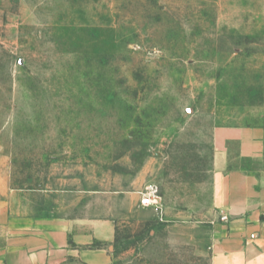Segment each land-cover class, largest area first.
Wrapping results in <instances>:
<instances>
[{"label":"rangeland","instance_id":"rangeland-1","mask_svg":"<svg viewBox=\"0 0 264 264\" xmlns=\"http://www.w3.org/2000/svg\"><path fill=\"white\" fill-rule=\"evenodd\" d=\"M247 128L264 0H0V255L26 193L111 219V264H209L215 136Z\"/></svg>","mask_w":264,"mask_h":264},{"label":"crops","instance_id":"crops-1","mask_svg":"<svg viewBox=\"0 0 264 264\" xmlns=\"http://www.w3.org/2000/svg\"><path fill=\"white\" fill-rule=\"evenodd\" d=\"M263 156L261 130L220 129L216 133L214 217L206 227L203 247L209 264H264V169L257 168ZM235 160L247 161L250 167H235ZM84 195L88 207L90 194ZM45 196L47 201L42 198L37 205L25 193L23 208L9 212L8 243L0 264H64L69 259L111 264L104 248L115 239L113 221L97 222L88 208L79 214L76 204L68 202L72 207L65 209L63 199ZM60 197L64 194L56 196ZM221 216L228 221H221ZM97 243L106 247L97 249Z\"/></svg>","mask_w":264,"mask_h":264},{"label":"built area","instance_id":"built-area-1","mask_svg":"<svg viewBox=\"0 0 264 264\" xmlns=\"http://www.w3.org/2000/svg\"><path fill=\"white\" fill-rule=\"evenodd\" d=\"M140 204L144 207L156 206L158 205V197H156L153 193H147L141 198ZM220 219L224 223L228 221L227 216H221Z\"/></svg>","mask_w":264,"mask_h":264}]
</instances>
